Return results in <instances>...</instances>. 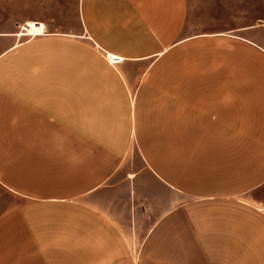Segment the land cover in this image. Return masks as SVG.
Wrapping results in <instances>:
<instances>
[{
	"label": "crops",
	"instance_id": "obj_1",
	"mask_svg": "<svg viewBox=\"0 0 264 264\" xmlns=\"http://www.w3.org/2000/svg\"><path fill=\"white\" fill-rule=\"evenodd\" d=\"M225 6L0 30V264H264V18Z\"/></svg>",
	"mask_w": 264,
	"mask_h": 264
},
{
	"label": "rangeland",
	"instance_id": "obj_2",
	"mask_svg": "<svg viewBox=\"0 0 264 264\" xmlns=\"http://www.w3.org/2000/svg\"><path fill=\"white\" fill-rule=\"evenodd\" d=\"M192 9L214 17L215 11L236 7L239 15L252 17L254 22L264 18V0H190ZM220 11V10H219ZM28 21L45 25V32L79 34L80 0H0V30L14 28L16 34ZM15 34V35H16ZM17 36V35H16ZM25 36L22 38H29ZM150 182L149 177H145Z\"/></svg>",
	"mask_w": 264,
	"mask_h": 264
},
{
	"label": "bare ground",
	"instance_id": "obj_3",
	"mask_svg": "<svg viewBox=\"0 0 264 264\" xmlns=\"http://www.w3.org/2000/svg\"><path fill=\"white\" fill-rule=\"evenodd\" d=\"M22 27V30L16 34L17 37L22 38L25 36H39L44 35L45 33V25L43 23L38 25L35 21H28Z\"/></svg>",
	"mask_w": 264,
	"mask_h": 264
},
{
	"label": "built area",
	"instance_id": "obj_4",
	"mask_svg": "<svg viewBox=\"0 0 264 264\" xmlns=\"http://www.w3.org/2000/svg\"><path fill=\"white\" fill-rule=\"evenodd\" d=\"M23 28V27H22ZM123 61V59L122 58H120V57H111L110 58V62L112 63V64H119V63H121Z\"/></svg>",
	"mask_w": 264,
	"mask_h": 264
}]
</instances>
